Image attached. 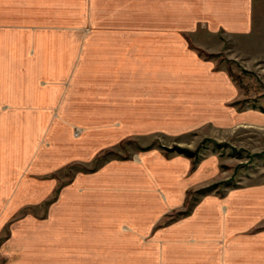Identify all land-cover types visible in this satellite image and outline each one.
<instances>
[{"label": "rangeland", "instance_id": "obj_1", "mask_svg": "<svg viewBox=\"0 0 264 264\" xmlns=\"http://www.w3.org/2000/svg\"><path fill=\"white\" fill-rule=\"evenodd\" d=\"M89 4L0 0V264H264V0L172 41Z\"/></svg>", "mask_w": 264, "mask_h": 264}, {"label": "crops", "instance_id": "obj_2", "mask_svg": "<svg viewBox=\"0 0 264 264\" xmlns=\"http://www.w3.org/2000/svg\"><path fill=\"white\" fill-rule=\"evenodd\" d=\"M139 1H141L143 5L137 10L138 16L144 17L145 12L141 11V9H144V3L146 0ZM140 5L141 4L138 2V6ZM88 8L90 20L95 19L96 23L97 18L107 20L114 9L116 12H121L124 11L123 9H129V5L123 6L122 0H91V5L89 4ZM252 9L253 0H153L154 25L157 26V28H155L156 32L154 33L153 39L156 41H172L178 39L180 34L187 33L188 30H192L194 26L200 24L206 25L210 31L225 29L228 32H240L250 23L249 18ZM126 19L123 18L121 20L123 24L128 23V20ZM139 23H144V21L142 20ZM175 33L178 37L173 35ZM117 37L118 36L114 39H128L125 38V36L123 38ZM165 185L166 184L163 182L160 183V190L165 193L166 203L171 204L177 199V197H175L176 195L174 196L172 194V191L175 190V188L173 189V186L166 187ZM252 191L253 190L244 191L242 193H233L234 196H229L230 200L232 199L231 201L236 202L234 207L236 216L243 214L246 215L248 213L251 215L255 210V203L253 202L254 198L250 195ZM60 195L66 194L60 193ZM73 195L76 198L80 194ZM61 200L62 199H59L60 203ZM200 216H203V214ZM200 216H193V218L191 217L187 219L185 224L189 225L192 223V226L198 225ZM251 220L253 219L250 218V221ZM236 225H239V223L237 222ZM230 232L235 233V230L230 229ZM235 236H230L229 238H235ZM233 256L236 257L237 253ZM250 260L252 259L250 258Z\"/></svg>", "mask_w": 264, "mask_h": 264}]
</instances>
